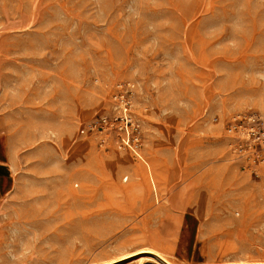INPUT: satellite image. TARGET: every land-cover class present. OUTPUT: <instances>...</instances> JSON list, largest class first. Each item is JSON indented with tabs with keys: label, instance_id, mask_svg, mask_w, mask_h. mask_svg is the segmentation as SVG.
I'll return each mask as SVG.
<instances>
[{
	"label": "rangeland",
	"instance_id": "1",
	"mask_svg": "<svg viewBox=\"0 0 264 264\" xmlns=\"http://www.w3.org/2000/svg\"><path fill=\"white\" fill-rule=\"evenodd\" d=\"M121 81L145 117L138 155L83 132ZM253 112L264 0H0V264L147 247L179 264L264 262V169L244 170L227 132Z\"/></svg>",
	"mask_w": 264,
	"mask_h": 264
},
{
	"label": "built area",
	"instance_id": "2",
	"mask_svg": "<svg viewBox=\"0 0 264 264\" xmlns=\"http://www.w3.org/2000/svg\"><path fill=\"white\" fill-rule=\"evenodd\" d=\"M137 95L134 82L116 83L110 112L98 115L83 128V132L99 134L101 146L106 144L108 137L114 136L120 149L138 155L143 148L145 117L135 104ZM227 132L232 154L243 162L244 170L258 175L257 171L264 169V115L256 112L238 114L227 123Z\"/></svg>",
	"mask_w": 264,
	"mask_h": 264
},
{
	"label": "bare ground",
	"instance_id": "3",
	"mask_svg": "<svg viewBox=\"0 0 264 264\" xmlns=\"http://www.w3.org/2000/svg\"><path fill=\"white\" fill-rule=\"evenodd\" d=\"M41 43L45 42L44 39H37ZM0 117V123L2 122ZM88 146L86 142L82 143L81 145H77V147L81 150L85 149ZM116 161L118 163H123V160L120 157L116 158ZM122 161V162H121ZM147 253L146 255L139 254ZM137 255L139 257H137ZM135 256V259L137 260V264H179L173 260L170 259L168 253L158 249L157 247H147V249H142L140 251H135L132 253H128L125 255H122L118 259H114L108 262H104L102 264H117L118 262H122L126 259L133 258ZM210 264V263H205ZM218 264H264V262H239V263H218Z\"/></svg>",
	"mask_w": 264,
	"mask_h": 264
},
{
	"label": "crops",
	"instance_id": "4",
	"mask_svg": "<svg viewBox=\"0 0 264 264\" xmlns=\"http://www.w3.org/2000/svg\"><path fill=\"white\" fill-rule=\"evenodd\" d=\"M0 171H3V168L1 166H0ZM3 173L0 174V186H2V187H0V189L2 188V190L4 191V189H5L4 187H7L10 183V181H9L10 178L8 179L5 174L3 175ZM2 183H3V185H2ZM0 194H1V191H0Z\"/></svg>",
	"mask_w": 264,
	"mask_h": 264
}]
</instances>
